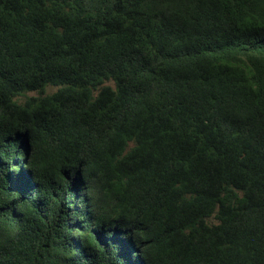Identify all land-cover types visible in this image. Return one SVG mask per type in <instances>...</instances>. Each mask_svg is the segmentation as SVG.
Here are the masks:
<instances>
[{
	"label": "trees",
	"instance_id": "trees-1",
	"mask_svg": "<svg viewBox=\"0 0 264 264\" xmlns=\"http://www.w3.org/2000/svg\"><path fill=\"white\" fill-rule=\"evenodd\" d=\"M0 264H264V0H0Z\"/></svg>",
	"mask_w": 264,
	"mask_h": 264
}]
</instances>
